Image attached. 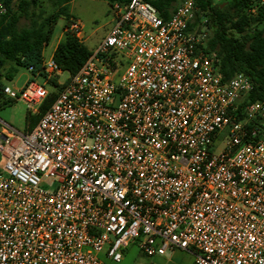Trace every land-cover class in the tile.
Instances as JSON below:
<instances>
[{"label":"built area","instance_id":"2783aa9c","mask_svg":"<svg viewBox=\"0 0 264 264\" xmlns=\"http://www.w3.org/2000/svg\"><path fill=\"white\" fill-rule=\"evenodd\" d=\"M247 3L250 17L264 12V0ZM110 10L106 35L36 124L20 133L0 121V264H103V251L119 262L134 241L146 257L264 264V135L253 124L264 100L241 104L243 74L221 80L192 0L166 20L141 0ZM62 32L84 41L74 18ZM41 73L43 84L29 76L2 94L36 115L63 72L50 56Z\"/></svg>","mask_w":264,"mask_h":264},{"label":"trees","instance_id":"16d2710c","mask_svg":"<svg viewBox=\"0 0 264 264\" xmlns=\"http://www.w3.org/2000/svg\"><path fill=\"white\" fill-rule=\"evenodd\" d=\"M5 13L0 15V109L9 101L3 94L4 82L11 81L17 68H31V77L41 76L42 50L51 39L59 19L63 27L70 18V0H0ZM130 0H106L125 5ZM149 3L159 17L166 20L183 0H141ZM198 9L194 23L204 20L207 31L206 51L217 56V72L222 81L234 74H243L252 82V90L241 104L264 100V12L252 18L247 14V0H229L225 5L213 0H192ZM46 5V6H45ZM48 6V7H47ZM46 7L48 11H45ZM62 27V28H63ZM90 51L74 37L64 33L56 44L52 59L63 73L78 71ZM50 84L55 91L48 92L36 115H26L27 131L49 108L62 85ZM264 135V114L253 122Z\"/></svg>","mask_w":264,"mask_h":264},{"label":"rangeland","instance_id":"374dc122","mask_svg":"<svg viewBox=\"0 0 264 264\" xmlns=\"http://www.w3.org/2000/svg\"><path fill=\"white\" fill-rule=\"evenodd\" d=\"M46 6V5H45ZM48 7V6H47ZM46 7L45 11H48ZM69 15L76 19L82 26L84 41L82 44L89 50H93L97 42L103 38L112 24V14L106 0H70L68 4ZM63 20L59 19L54 28L50 41L42 50L43 59L49 58L56 44L62 39ZM208 35V34H207ZM29 73L22 68H17L11 81L3 84L10 87H21L30 77ZM67 74L62 73L58 78V85L66 79ZM36 83L43 84V78H35ZM57 85V86H58ZM45 88L50 93L55 91L56 87L47 81ZM29 113L25 104L21 101H9L0 109V121L5 125L23 133L27 131L26 115ZM2 159L0 157V165ZM99 259L103 264H193L191 253L181 250L166 251L162 256L146 257L137 248V242H131L125 250L122 251V259L119 262H113L108 259L103 252L99 254Z\"/></svg>","mask_w":264,"mask_h":264},{"label":"water","instance_id":"95a60500","mask_svg":"<svg viewBox=\"0 0 264 264\" xmlns=\"http://www.w3.org/2000/svg\"><path fill=\"white\" fill-rule=\"evenodd\" d=\"M226 3L224 2V3H222V5H225Z\"/></svg>","mask_w":264,"mask_h":264}]
</instances>
